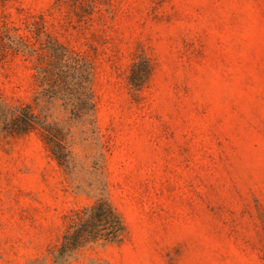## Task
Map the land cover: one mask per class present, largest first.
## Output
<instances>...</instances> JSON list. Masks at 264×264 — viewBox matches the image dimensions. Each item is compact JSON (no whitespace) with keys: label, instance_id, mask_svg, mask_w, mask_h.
<instances>
[{"label":"rangeland","instance_id":"rangeland-1","mask_svg":"<svg viewBox=\"0 0 264 264\" xmlns=\"http://www.w3.org/2000/svg\"><path fill=\"white\" fill-rule=\"evenodd\" d=\"M49 41L91 68L62 165L2 120L63 119L34 102ZM99 203L121 232L64 251ZM0 264H264V0H0Z\"/></svg>","mask_w":264,"mask_h":264},{"label":"trees","instance_id":"trees-1","mask_svg":"<svg viewBox=\"0 0 264 264\" xmlns=\"http://www.w3.org/2000/svg\"><path fill=\"white\" fill-rule=\"evenodd\" d=\"M44 52L36 68L39 92L34 102L48 111H59L63 119L52 113L40 119L31 113L29 107H24L5 109L2 120L7 133L39 132L52 157L62 165L68 160L64 131L70 132L76 122L90 123L94 118L91 68L83 58L56 42L49 41ZM121 229L119 220L108 206L99 203L76 218L64 237L62 249L76 250L83 242L112 241Z\"/></svg>","mask_w":264,"mask_h":264}]
</instances>
